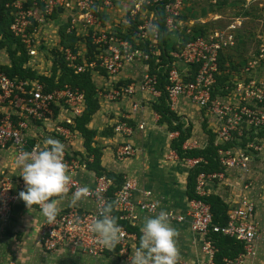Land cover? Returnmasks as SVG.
<instances>
[{"label": "built area", "instance_id": "obj_1", "mask_svg": "<svg viewBox=\"0 0 264 264\" xmlns=\"http://www.w3.org/2000/svg\"><path fill=\"white\" fill-rule=\"evenodd\" d=\"M149 1L155 3L154 9L160 3H164L160 7L162 13L160 21L156 18V10L152 13L150 22L137 28L135 40L137 43L144 44L145 48L135 46L127 39L118 36L119 30L118 32L106 31L100 27L97 29L95 25L97 17L94 13L100 12L103 8L112 7L113 0H15L11 4L14 10L10 12L13 20L9 30L21 42L30 60L39 56L36 49L40 44L41 34L48 31L45 28V23L49 18L54 14L59 17L67 16L69 26L66 31L71 35L75 34L78 38L76 44H80L81 38L84 37V39L89 38V43L93 47L90 57H87V42L84 44L86 49L84 54L61 47V54L67 69L72 70L74 74L104 70L109 75H115L124 65L140 63L143 72L138 82L111 89L106 94V99L118 101L139 93L156 101L161 96V91L156 87L159 79L157 68L160 63L157 58L158 41L162 36L160 22L166 32L178 30L179 23L177 22L182 15L184 3L183 0L135 1L129 10L131 21L141 12L143 3L148 2L146 4H149ZM123 23L130 24L127 20ZM235 27V25H228L221 33L213 32L209 43L205 42L206 40L200 34L180 52H170L172 61L165 66L166 72H168L165 74L164 92L171 109H175L179 99H184L210 114L215 121L214 145L219 147L217 153L221 166L224 170L239 168L244 173H248L250 160L248 152L244 149L232 151L230 147L223 149L220 146L240 141L245 129H248V127L244 129L241 126L264 123V112H257L248 106L234 107L232 100L228 101L213 95L218 54L234 45L233 30ZM40 50H42L41 46ZM149 62H153V71L150 70ZM24 66L28 67V62ZM43 77L50 76L43 75ZM57 79L58 76L54 80L55 84ZM245 95L249 97L248 95L254 94L245 92ZM255 97L259 101L257 103H261L264 99L258 95ZM85 109L84 93L77 87L63 84L62 87L47 90V84L38 79L9 77L0 69V150L13 148L18 156L21 152H31L34 149L47 147V145L35 144L28 148L25 137L30 125L44 124L45 122L55 123L53 125L54 133L69 141L71 137L75 136L76 120L82 116ZM139 109L143 110V106L134 102L132 112H137ZM126 120L128 119L126 118ZM126 120H118L114 124L113 131L117 136L129 138L132 135V128ZM138 129L142 130L143 124L138 125ZM174 135L170 134L169 137L172 138ZM197 145L195 140L185 141L183 149L199 148L200 146L197 147ZM134 153L135 149L130 143L120 144L115 151L118 160L129 158ZM63 158L71 176L67 195L72 196V193L78 188L84 187L75 174L79 169L85 168L86 163L80 162L79 159L66 151L63 152ZM91 160L88 159V162ZM198 161L200 160H184L191 166L197 164ZM221 176L220 173H199L194 188L196 197L188 200L186 214L165 213L170 222L189 221L191 230L201 235L203 238L201 252L205 256L203 264H214L217 249L213 245L212 234L234 239L242 245V252L232 259L223 258V264H247V258L255 255L254 240L258 236L255 205L246 196H242L227 208L226 223L224 225L214 224L210 206L203 201V198L209 196L208 180ZM19 185L21 188L25 187L20 176ZM112 187L113 183L109 178L97 177L94 187L89 189L88 196L84 198L93 202L94 210L92 212L71 208L60 210L51 224L45 219L41 231L43 252L48 254L67 249L69 251L78 250L95 259L105 256L109 249L99 244L98 238L91 231L90 226L99 218V210L107 203L113 205V210L117 212L120 220L126 221L131 226L134 225L138 213H160L157 203L151 198L150 191L142 190L140 192L141 199L134 201L136 191L134 180L125 179L110 196L109 190ZM55 198L57 197H53V199ZM14 200L15 196L11 194L10 179L2 176L0 178V220L7 218ZM120 228L123 234L117 245L124 249L127 240H136V235L128 234L124 228Z\"/></svg>", "mask_w": 264, "mask_h": 264}, {"label": "crops", "instance_id": "obj_2", "mask_svg": "<svg viewBox=\"0 0 264 264\" xmlns=\"http://www.w3.org/2000/svg\"><path fill=\"white\" fill-rule=\"evenodd\" d=\"M9 1L12 3L15 0ZM9 1L4 5L11 4ZM59 18L63 17L56 19L59 20ZM49 30L52 31L50 26L48 27ZM137 65L131 64L114 76L108 74L104 91H110L119 81L131 82L137 78L139 80L142 72L139 74ZM91 74L93 75V73ZM100 96L101 94L97 93L98 99L101 98ZM101 99L106 101V95ZM118 101L121 102L111 106V111L114 113L113 118L109 119L107 117L109 115H98V112H95L87 125V128L94 132L93 147L101 153V166L120 176L121 181L124 179L135 181L134 201L141 199L140 192L142 190L150 191L151 198L157 203L159 212L185 215L188 208L186 180L192 166L178 158L175 152L170 149L169 144L178 136V133L169 132L165 125L159 124V115L152 109L153 103L157 100L153 101L148 96L137 93L135 96ZM134 102L140 103L143 110L139 109L137 112H132ZM170 110L176 114L180 123H183L185 127L191 126L192 122L197 125L192 131L191 137L185 140L188 142L195 140L198 144L197 147L200 146L192 149H203L209 144V132L214 134L215 129V121L210 114L184 99H179L175 109L170 108ZM96 116H102L103 119H96ZM118 120H126L132 128L133 133L129 138H123L114 133L113 126ZM200 121L204 122L201 126L198 125ZM140 124H143L142 130L138 129ZM53 125L55 123L52 122L31 125L25 134L28 146L46 145L45 140L47 138L59 140L64 145V151L79 159L80 162L86 163V167L79 169L75 177L84 187L92 189L98 176L87 168V164L92 162V160L88 162V159H92V157L86 156L83 137L80 132L75 126V136L67 141L54 133ZM170 134L175 135L171 138L169 137ZM240 141H237V144H234L235 141L230 143L232 151L242 149L239 146ZM123 143H130L135 149V153L127 159L118 160L115 157V151ZM259 149L260 153L248 152L250 159L248 173H244L239 168H228L220 173L222 175L220 178L207 182L209 195L218 196L227 208L231 207L242 196H246L255 205L258 236L254 240L255 255L247 258V264H264V147ZM16 157L13 148L0 150V178L6 176L10 179L11 194L15 196L7 218L0 220V264H126L125 261L127 260L124 259V254H128L127 251H129V255H131L139 246L140 238L137 236L136 240H127L125 253H120L119 247L115 246L114 253L109 250L110 254L97 259L82 254L78 250L64 249L55 253H44L41 246V231L45 218L37 206L34 205L28 209L19 198V192L25 187L21 188L19 185L20 170L16 164ZM112 183L113 186L117 187L115 181ZM71 198L72 196L67 194H64L63 198H55L58 208L60 210L76 208L85 212L94 210L92 201L83 199L72 204ZM156 215L158 214H137L133 227L138 230L140 236V229L144 220ZM169 223L179 234L176 245L180 253L178 264H203L205 256L201 252L203 242L201 235L191 230L189 221H169Z\"/></svg>", "mask_w": 264, "mask_h": 264}, {"label": "rangeland", "instance_id": "obj_3", "mask_svg": "<svg viewBox=\"0 0 264 264\" xmlns=\"http://www.w3.org/2000/svg\"><path fill=\"white\" fill-rule=\"evenodd\" d=\"M135 1L138 0H113L112 7L103 8L100 12L94 13L97 17L95 25L97 29L100 27L106 31L118 32L119 30L120 33H117L118 36L127 39L135 46L145 48L144 44L136 42V31L138 30V26L152 20L151 15L155 11V3L151 1H149V4H146L148 2L145 4L143 3L141 12L131 21L129 10L132 8ZM4 2L5 0H0V4ZM9 3H11V1H9ZM183 3L184 8L182 15L177 22L179 23L178 30L174 32H166L165 30V38L163 40L161 37L159 38V53L157 58L160 60V63L158 64L157 73L164 69L165 71L163 73L166 72L165 66L172 61L170 52H180L200 34L206 40L205 42L209 43L211 40L210 36L213 32L217 31L221 33L226 26L235 25L236 27L233 30L235 34L234 45L220 51L218 54V66L214 78L213 95L227 99L228 101L232 100L234 107L248 106L257 112H264V99L261 103H257L259 101L255 97V95L264 97V0H183ZM157 7H159V14L155 13V15L160 21L162 16L160 13L161 5H157ZM57 17H59L57 14L56 16L53 15L45 23V28L48 29L50 26L52 31H45V34H41L40 44L36 49L39 56L28 61V67L37 74H41L40 76H51L54 74L59 76V74H61V63L59 65L61 59L59 52L61 53L60 48L62 46L69 48L72 45L77 48L78 50L76 49V51H79L81 54H84L86 50L84 48L86 39L81 38L80 40L79 38L80 44H76L75 39L78 38H76L75 34L71 35L67 33L66 30L69 26L67 16L59 18V20L56 19ZM125 20L129 21L130 24H124L123 21ZM163 29L165 28L163 27ZM40 46L42 50H40ZM80 57L82 58V56ZM54 61H57L56 71L52 69ZM148 65H150V70L152 71L154 68L153 62L148 63ZM7 66H10V57L5 49H1L0 69ZM128 67L129 65H124L121 70H125ZM136 68L139 74L143 72L142 64L138 63ZM121 70L119 72H121ZM193 70L195 71L196 69L194 68ZM163 76L165 77V75ZM108 77V74L102 70H97L93 73L92 79L95 84L96 96L97 93H100V97L102 98L109 92L108 90L104 91ZM136 80H138V78ZM135 81H119L113 88ZM111 83L112 85L114 84L113 80ZM245 92L254 95H248L249 97H246ZM101 98H96L98 103L96 113L98 112V115L103 116L109 115L107 116L109 119L113 118L114 113L111 111V106L121 101H105ZM96 119L102 120L103 118L102 116H96ZM203 123L204 122L200 121L198 125L201 126ZM194 124L193 122L191 124V127H193L192 131L197 126ZM29 127H31V125ZM241 127L244 129L248 127V132L251 134L252 138H250L249 141L241 138L242 143H239V146L246 152L253 151L254 153H260L261 151L259 148L264 147V123L260 125L248 124ZM246 133L247 130L245 129L242 137H249ZM248 143L252 147H248ZM124 245V249L116 245L119 247L118 250L122 254L127 251L126 243ZM111 250L112 253H114V249ZM127 252L128 254H124V259L127 260L125 261L126 264H130L129 251Z\"/></svg>", "mask_w": 264, "mask_h": 264}, {"label": "trees", "instance_id": "obj_4", "mask_svg": "<svg viewBox=\"0 0 264 264\" xmlns=\"http://www.w3.org/2000/svg\"><path fill=\"white\" fill-rule=\"evenodd\" d=\"M6 1L8 0H5V2ZM5 2L0 4V50L5 49L6 53L9 55L10 66L3 67V72L9 77L16 76L21 79H38L41 82L47 84V90L62 87L63 84H69L73 87L79 88L84 93L86 100V109L84 110L82 116L76 120V129L80 132L83 137V147L85 149L86 156L92 157V162L90 164H87V168L89 170H92L98 177L105 176L110 180L115 181L117 187L113 186L109 190V195L111 196L113 191L120 187L123 181H121L120 176H117L107 171L101 166V153L97 148L93 147L94 132L87 128L88 123L91 121L92 115L95 114L98 109L95 84L92 79V74L90 73V71H86L82 74H74L72 70L66 68L65 62L60 52L59 54L61 60L59 61V65L61 63V74H59L56 84L54 83V80L56 78L55 74L51 75L50 77H43L34 72L30 67L24 66L28 62L29 58L21 42L17 38H15L9 30V26L13 20V18L10 16V12H12L14 8L11 5L5 6ZM163 3H160V5H162ZM154 10H157V14H159V7H156ZM54 15L56 16V14ZM160 27V33H162L161 38L163 40L165 38V30L163 29L162 23H160ZM85 39L88 44L87 57H90L92 56L91 51L93 47L89 43V38ZM77 40L78 39H75V42ZM63 48H65V46ZM69 49H71L73 52H76V48L72 45L71 47H69ZM56 66L57 61H54L52 64L53 71H56ZM164 71L165 69L160 70L159 73H157L159 79L158 85L156 87L161 91V96L155 103H153L152 109L156 112L157 115H159V124L165 125L169 132L178 133V136L175 139L171 140L169 144L170 149L175 152L178 158H180L181 160H200L197 162V164L191 167L186 180V196L188 200H191L196 197L194 193V188L196 177L199 173H222L224 171V168L219 162L217 153L219 147L214 145V134L210 132V142L205 148L192 150H184L182 148V145L185 140L191 137L192 127H185L183 123H180V120L176 116V114L170 110L169 103L166 98V93L164 92V84L166 83L165 77L163 76L166 74V72L163 73ZM247 134L249 135V137L241 138H244L249 141L252 136L249 132ZM239 143L242 142L240 141ZM234 144H237V141H235ZM231 146L232 145H230V143H227L220 147L223 149H227ZM203 201H205L210 206L212 222L217 225H224L227 219V207L222 202V200L218 196L209 195L208 197L203 198ZM111 215L116 217L118 225L124 228L127 233L135 234L138 238H140L138 230L133 226H130L126 221L120 220L119 215L116 211L113 210ZM212 240L214 247L217 249V253L214 257V264H223V258L232 259L242 252V245L234 239L224 237L218 234H212ZM108 253L109 252H107L106 254Z\"/></svg>", "mask_w": 264, "mask_h": 264}, {"label": "clouds", "instance_id": "obj_5", "mask_svg": "<svg viewBox=\"0 0 264 264\" xmlns=\"http://www.w3.org/2000/svg\"><path fill=\"white\" fill-rule=\"evenodd\" d=\"M47 147L21 152L16 157L25 189L19 192V198L30 209L38 206L41 215L51 224L60 209L57 200L69 192L71 176L63 158L64 145L56 139L47 138ZM89 194V189L78 188L72 193L71 203L82 201ZM113 205L105 204L99 210V218L90 226L98 242L106 249H114L119 243L122 231L115 216ZM139 246L130 255V264H178V232L170 226L165 212L146 218L140 229Z\"/></svg>", "mask_w": 264, "mask_h": 264}, {"label": "bare ground", "instance_id": "obj_6", "mask_svg": "<svg viewBox=\"0 0 264 264\" xmlns=\"http://www.w3.org/2000/svg\"><path fill=\"white\" fill-rule=\"evenodd\" d=\"M149 67H150V65H149ZM102 71H104V70H102ZM105 72V71H104ZM126 85V84H125ZM28 145V144H27ZM28 148H30L29 146H28Z\"/></svg>", "mask_w": 264, "mask_h": 264}]
</instances>
